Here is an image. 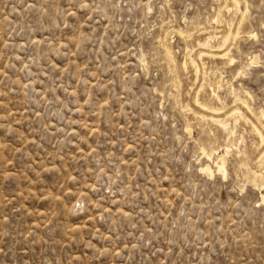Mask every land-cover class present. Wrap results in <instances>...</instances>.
<instances>
[{"label": "rangeland", "instance_id": "obj_1", "mask_svg": "<svg viewBox=\"0 0 264 264\" xmlns=\"http://www.w3.org/2000/svg\"><path fill=\"white\" fill-rule=\"evenodd\" d=\"M225 5L0 0V264H264V144L240 102L264 110V0ZM243 12L229 42L236 62L198 60L197 40L237 32ZM160 39L178 64L195 49L199 81L192 66L168 72ZM219 79L223 115L245 113L227 119L226 176L214 163L228 133L194 103L206 82L202 101L221 106ZM205 144L219 151L213 161Z\"/></svg>", "mask_w": 264, "mask_h": 264}, {"label": "bare ground", "instance_id": "obj_2", "mask_svg": "<svg viewBox=\"0 0 264 264\" xmlns=\"http://www.w3.org/2000/svg\"><path fill=\"white\" fill-rule=\"evenodd\" d=\"M226 1V5H225V7H224V9H226L229 13H231V12H235V13H238V12H241V9H242V0H225ZM150 8V7H149ZM223 8H220L219 9V11H218V13H217V15H216V17H215V19H214V21L215 22H221V17H222V12H223V10H224ZM247 11H248V8H247ZM246 11V12H247ZM246 12H243L242 13V18L240 19V22H238V26H237V32H234L232 29L234 28V26H233V28H231V30L229 31V32H227L226 34H224L223 36L221 35V36H219V35H217V34H213L212 32H210V34H207L208 36L207 37H205L203 40H197L198 42H197V45L199 46V47H201L202 48V50L198 53V60H199V58L201 59V61H203V58L206 56V55H208V56H212L213 57V59H214V57H217V56H219L220 57V59L222 58V59H226L227 61H226V63L225 64H234L235 62H236V60H235V58L233 57V55L231 54V49L229 48V42L231 41V40H237V38L239 37V35H240V30H241V28H242V25H243V23H244V20H245V17H246ZM225 18V17H224ZM223 18V19H224ZM223 21V20H222ZM228 22V21H227ZM230 22H232V21H230ZM229 23V22H228ZM232 25H234V24H232ZM171 29V28H170ZM203 29H205V30H207L206 28H203ZM168 30V32H169V29H167ZM182 30V29H181ZM202 30V29H201ZM174 30H172V32H173ZM179 31V30H178ZM180 32V31H179ZM178 32V33H179ZM175 33V32H174ZM182 33V32H181ZM185 33V32H184ZM186 33H188V32H186ZM217 33V32H216ZM168 34V33H167ZM163 35V34H162ZM192 35V34H191ZM161 36V35H160ZM166 37H167V35H166ZM185 37H186V34H185ZM189 37V36H188ZM159 38V37H158ZM162 39V38H161ZM160 39V40H161ZM158 42V41H157ZM169 41H166L165 39H163V40H161V44L163 45V47L165 48V58H166V61L168 62V72L170 71V72H174L175 70H177L176 68L178 67V65L180 64V66H181V70H187L188 68H189V66H192L193 68H194V70H195V74H196V76H197V79H198V81H199V75L200 74H202L201 73V71H202V69H201V66L203 65V66H205V64H204V62L202 63V65L199 63V61H197V58H196V55H195V58L193 57V51L195 52V49H193V50H189L188 49V52H187V58H186V60H184V62L183 63H179L178 64V62L177 61H179V60H177L176 59V57H175V55H174V50L172 49V47L170 46V44L168 43ZM171 43V42H170ZM158 44H159V42H158ZM162 48V47H161ZM194 48V47H193ZM216 51H220V52H218V54H216L215 52ZM164 52V51H163ZM164 55V54H163ZM177 56V55H176ZM207 58H209V57H207ZM164 59V58H163ZM144 61V60H143ZM147 62V61H146ZM258 62H259V56L258 55H255V56H251L250 58H249V61H248V63H247V67H252L253 65H256V64H258ZM180 66L178 67V68H180ZM192 68V69H193ZM205 69H207L206 68V66L204 67ZM243 68V67H242ZM246 70V69H245ZM204 71V70H203ZM209 70H205L204 71V74L205 75H203V79H204V76H206V74H207V72H208ZM183 72V71H182ZM211 72V71H210ZM212 72H214V71H212ZM218 72H219V70H218ZM217 71H216V73H218ZM176 73H178V72H176ZM170 74V73H169ZM179 75V74H178ZM180 76H183V75H180ZM179 76V77H180ZM175 77V76H174ZM178 77V76H177ZM181 78V77H180ZM179 78V79H180ZM172 80V79H171ZM205 80V79H204ZM197 81V80H196ZM222 79H219L215 84H211V95H212V98L213 99H216V100H218L219 101V104L221 103V106H218V104L217 105H215V104H213V103H211V102H207V101H210L209 99L207 100V101H204V100H206V99H204L203 101H202V99H201V92H204V91H202L204 88L206 89V87H205V83L206 82H204L203 84H200V89L198 90L197 89V94H196V96H195V104L197 105V107H200L202 110H204V112H207V114L206 113H201V116H202V120H203V118L204 119H206V118H209V119H211L214 123H216V125L218 124L219 126H221L222 127V129H223V131H225V132H227L228 133V135H227V137L229 136V138H228V143L226 144V147H225V152L223 153V154H218V152H216V150H217V147H212V148H210L211 146H206V144L205 145H202L201 146V152H203V154L204 155H206L207 157H208V159L209 160H212L213 159V157H214V154H218V157H216L217 158V162H215L214 164H215V167H216V169H217V171L218 172H220V173H222L224 176H226V174H227V156L230 154V152H231V147H232V143H233V141L231 140V138H232V136L235 134V130H234V128H232L231 126H230V124L227 122V119H228V117L229 116H234V119H239V118H244L245 117V113L242 111V109H241V107H237V106H235V108L232 110V112L228 115H226L225 113H224V115H226L224 118H221V116L223 115V110L225 109V106H224V104H226V103H224L223 104V102L221 101V98H220V95H219V90H220V88H222ZM211 82V81H210ZM175 83H178V81L177 82H175ZM174 83V85L176 86V84ZM181 83V82H180ZM180 85H182V84H180ZM174 87V86H173ZM181 87V86H180ZM233 87V86H232ZM176 88V87H175ZM192 88V87H191ZM182 89V88H181ZM234 89V88H233ZM176 90H179V89H176ZM241 90V89H240ZM178 91H176V94H179L180 92H178ZM235 92V91H234ZM238 94V93H237ZM172 95V94H171ZM204 95V93L202 94V96ZM249 95V94H248ZM179 96V95H178ZM235 96L238 98V97H240V96H238V95H236L235 94ZM242 96V95H241ZM243 97V96H242ZM194 98V97H193ZM235 98V97H234ZM244 98H246L245 96H244ZM178 100H180V99H177V102H178ZM238 100H239V98H238ZM180 101H182V100H180ZM179 101V102H180ZM211 101H212V99H211ZM214 102V101H213ZM239 102V101H238ZM240 102H242L244 105H245V107H247L248 109L247 110H250L249 112H251V113H253V114H255V116H256V119H257V121L258 122H260V124L261 125H263L262 123V121L264 120V110H261V111H259L258 113H255L254 112V110H253V108L251 107V105L248 103V101H247V99L246 100H242V101H240ZM181 103V102H180ZM193 103V104H194ZM241 103V104H242ZM240 104V103H239ZM240 104V105H241ZM182 105V104H181ZM190 105V104H189ZM195 105V106H196ZM236 105H237V103H236ZM239 106V105H238ZM189 106H187V108H188ZM181 109H183V107L181 108ZM194 109V108H193ZM198 109V108H197ZM188 111V110H187ZM227 111V110H226ZM230 111H231V109H230ZM184 112V111H183ZM190 112V111H189ZM192 112V111H191ZM201 112V111H200ZM229 112V111H228ZM227 112V113H228ZM193 113V112H192ZM196 114H198V113H196ZM200 114V113H199ZM195 115V114H194ZM223 115V116H224ZM196 118H197V116H195ZM231 118V117H230ZM247 119V118H246ZM200 120V119H199ZM210 120V121H211ZM203 121H205V120H203ZM209 121V120H208ZM240 121V120H239ZM241 122V121H240ZM239 124V123H238ZM252 125H253V128H254V130L257 132V135L259 136V141L262 143V144H264V134H263V131L261 130V128L260 127H262L261 125H257V124H254V122L252 121ZM189 129H191V125L190 124H188V126H187ZM252 128V129H253ZM263 129V128H262ZM253 130V131H254ZM255 132V133H256ZM226 133V134H227ZM216 137V136H215ZM260 142H258V143H260ZM260 143V144H261ZM204 144V143H203ZM260 146V145H259ZM216 148V149H215ZM219 148H221L222 149V147H219ZM218 148V149H219ZM240 150V149H239ZM240 152V151H239ZM261 152H263V151H261ZM246 153V152H245ZM216 154V155H217ZM242 154V153H241ZM261 154V153H260ZM259 154V155H260ZM244 155V154H243ZM240 156V155H239ZM245 156V155H244ZM206 157V158H207ZM240 159V158H239ZM241 159H242V157H241ZM244 160H246L245 158H244ZM243 160V161H244ZM213 161V160H212ZM255 162V161H254ZM257 162H258V164H260V166H262V171L264 170V152L260 155V157L258 158V160H257ZM212 163V162H211ZM211 163H206L205 165H203V167L201 168V170L203 171V172H205V173H207L208 175H210V176H213V174H214V170H213V166H212V164ZM242 163H244V162H242ZM246 163H248V161L246 162ZM242 165V164H241ZM250 165V164H249ZM242 166H244L245 167V165H242ZM242 166H240V167H242ZM248 167V166H247ZM256 167V166H255ZM246 168V167H245ZM250 168H254V167H250ZM249 168V169H250ZM260 168V167H259ZM247 169V168H246ZM248 169V170H249ZM257 169H258V167H257ZM261 169V168H260ZM255 170V169H254ZM254 170H252V171H254ZM251 171V170H250ZM258 171V170H257ZM260 171V170H259ZM249 172V171H248ZM247 173V172H246ZM251 174H253V176H252V178H253V180L251 181V183L253 182V183H255L256 185H259L260 184V182L262 181V177H263V175H264V173H263V175L261 176L260 174H259V172L257 173V172H253V173H251ZM247 177V176H246ZM251 178V177H250ZM249 184V183H248ZM260 187H262V189L264 190V183L263 184H261V186ZM262 201L264 202V193L262 194Z\"/></svg>", "mask_w": 264, "mask_h": 264}]
</instances>
